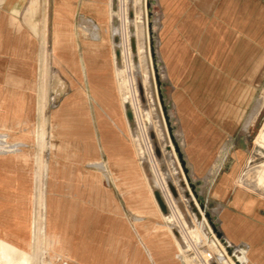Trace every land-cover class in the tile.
<instances>
[{
  "label": "rangeland",
  "instance_id": "1",
  "mask_svg": "<svg viewBox=\"0 0 264 264\" xmlns=\"http://www.w3.org/2000/svg\"><path fill=\"white\" fill-rule=\"evenodd\" d=\"M21 1L22 0H18V5ZM31 1L33 0H26L24 1L25 3L20 5V7L22 6L23 12L21 16L23 19V35L18 41V47L20 49L17 52L15 50H9L6 57H1L2 59L0 58V65L3 71L0 75H6L7 81L14 86H17L18 88L21 86L23 87L22 91H16L18 94H14V97H7L6 99L3 98L2 106L5 109L4 112H7L9 115L10 113L13 115L14 112H16L14 116L16 114L19 116L23 113V119L22 124H20L16 129H13L8 133H0V148H2V146L5 147L2 150L0 149V155H5L7 157L19 155L21 158L20 161H23V158H29L26 169H20V167H18L13 170V172H22L24 178L29 184L32 183L33 187L31 192L33 194V196L31 194V222L29 224L30 228L28 227L27 230L29 234L26 232L28 235L27 239L32 238L31 235H33V233L31 234V232H33L34 228L37 226L36 224L34 225V217L37 213L35 202L36 197L39 194L44 196L48 192H51L50 185L48 186L47 184L46 176L48 175L49 169L52 170L55 168L53 166H49V163L53 160V153H51L46 145L39 141L42 131L45 133L46 140L48 139V135L51 133L49 123L47 122L50 115L58 113L60 108L67 103H69L71 107L82 106L84 103L87 105L85 108L88 109L92 118L95 114H102L104 116L106 112L105 109L102 108L100 102L92 100L89 101L82 93L83 88L86 87V82L83 77H78L74 74V72H72V70H67L64 63L59 62L56 59L51 60L50 58V51L52 48L55 30L52 18V3L54 0H37L36 5L33 4V6L30 7ZM92 1L93 0H79L78 5L72 10L63 7L73 23L72 32L75 35L72 37V40H70V43L66 48H63V46L60 48H63V50L65 49L63 53V55L65 54V59L69 58V60H72L71 56L75 54L77 57L80 55V59L83 62H86L89 60L93 61L90 57H88V55H86V52H91L85 43L91 44L97 48L99 54L104 56H111L112 54H115V66L117 68L122 69L127 66L126 72L128 70V77L130 78L131 76L133 79L134 85L132 86L134 88L133 91L135 92V94L133 92V96H135V106L133 107L130 103H124L122 110L123 116L126 119L125 125L123 128H116L112 126L111 128L115 133V141L116 143H119V146L117 147L120 150H129L135 155L137 146L133 140L137 139L136 143L138 145L142 144V140L146 144V159L141 161V171L144 173L149 184L154 190L153 192L161 213L168 215V210H171L174 214H176V205L179 207L182 217L188 226L192 227V223L199 225L202 233L205 235L208 232L207 222L211 230V226H213L218 232H220V222L218 218L221 220V214L224 208L220 212L222 206H219L217 203L219 200L216 197L221 195L223 190L229 184L233 187V191L237 190L235 194L236 197H241V192H243L249 197L264 203V188L260 185H254L253 183H246L244 180L245 172L257 166H264V88L259 90L258 101L249 107L246 121L248 136L243 152H236L233 149H223L222 151H219L215 155L217 163L206 173L204 177L198 179L193 175L194 172L198 173V170L193 168L192 173L186 164L184 150H186L187 143H185L182 139L172 90L167 82L158 55V32L161 17L159 1L139 0L138 9L140 11L141 19L137 22L135 21L133 0L101 1L109 4L110 9L113 12V16L111 18H105L104 21L99 24L93 22L92 20H86V18H88L86 16L88 15L84 13L82 14L81 12L82 4H84L83 7L92 5L97 7L100 6V4H92ZM124 7L125 11H123ZM89 8L91 7H87V9ZM28 9L33 10V16L29 22H25L24 11ZM44 14L46 15L45 20L43 16ZM20 15L21 14H19V17ZM97 15L102 16L99 10H97ZM84 25L83 41L76 32L78 26ZM94 26L102 29V31L99 33V30H96ZM136 29H141L142 32V35H140L144 46L142 62H140L136 53V39L138 38L135 36ZM145 36L147 37V40L145 39ZM147 49L149 55L146 52ZM129 51H131V53ZM130 70L131 72H129ZM143 72L148 78L145 86L143 85ZM13 90L14 89L8 88L7 91L11 92ZM14 99L18 100V104L10 103V101H13ZM163 107L165 108L169 120L168 126L171 128L173 139L182 154L183 160L185 161L187 168V173L185 174L180 166L178 154L173 142L171 141L168 126L163 114ZM145 113L151 114H149V118H146ZM70 117V119L65 121L64 127L57 126L55 129V132H58L61 136L67 137L70 141H72V145L74 146L68 151H60L57 153V161L59 165L65 168V172H63L61 176L66 180L62 182V180L58 178L55 180L52 188L54 192H61V194L65 197L77 198L80 201L76 208L66 217L67 222L69 223L68 226L71 228L69 233L71 236L70 238L75 240V237H79V234L81 233L80 230L87 228L86 225L95 224L98 231L102 229L101 225L106 223L107 219V217L100 211L94 212L90 210V205H93V195L85 188L82 175L92 173L94 172V169H96L98 171L96 174L100 177L104 190L107 192L110 191L115 196V198L120 202L121 208L124 212H126V208L119 197L117 189L112 185L111 180L102 175V172L106 173V171L101 162L106 161V157L116 147L115 144L113 145L108 141L104 143L101 139H99L98 134H94L92 138L83 136V131L77 127L78 121L74 118V115L72 114ZM109 123L111 124L110 121ZM153 123L157 125L156 128L158 130V134L154 130ZM93 126H95V123ZM182 128L184 129V132L186 131V134L184 133L185 136L188 137L183 117ZM261 130L262 137L260 139V144H257L255 139L260 135ZM123 141L125 143H123ZM83 142L87 143V145L91 143L95 147L98 145V148H101L100 152L96 154L90 153L87 149V145H84ZM185 155H187L186 151ZM208 155L209 157L207 159V163L211 158V153ZM95 158L99 160H96ZM233 164L234 168L232 173L221 178L222 186L218 189V191H215L214 188L221 174L228 172ZM150 166L161 181L159 188L153 187V177L150 171ZM160 174L163 175L165 180L162 178V175L160 176ZM35 175H37V182L34 184L33 181L35 180ZM248 175V180L254 179L256 176L254 172H249ZM238 179L240 181L243 180L241 184L238 183ZM174 181L175 183H172ZM60 185L64 186L60 187ZM259 186L261 189L258 188ZM231 195H233V193H231ZM180 197H182V199ZM40 212L43 216L40 223L44 224V210L42 209ZM260 213L264 215V209L260 210ZM176 217L182 225L179 216L177 215ZM130 218H134V215H131ZM171 227L173 239L179 247L184 248L185 243L182 239V228L184 230V226L181 228L179 225H172ZM46 231L47 227L45 226L40 233L42 238H44ZM215 238V240L218 239L217 242L223 249L224 247L227 248L229 254H227L226 257H230L235 264H240V259H238L240 252L242 250H247L248 244L241 243L237 245L231 241L232 245L228 242L225 243L222 236L220 238ZM187 239H185V241L189 245V251H192L193 246L195 245H203L201 243L195 244V242L191 241L190 238L188 240ZM46 241L47 244L45 245V243H43L40 247L37 246V243L34 242V240L32 241V246L29 251V257L32 260V264H54L52 259L58 261L55 264H59L61 262L59 259L66 262L64 264H72V262L67 261L66 259L68 258L63 257L60 252L51 256L48 251L51 248L50 245L53 241L49 239H46ZM79 242L80 241H77L76 243L73 242L71 247L72 250L75 249L76 259H79L80 257L78 254L81 251V247L79 246L81 242ZM119 246L120 245H117L116 242L107 243L103 241L102 238L97 237L95 240H90L88 243V247L86 248V256L88 257H86L87 260H84L86 264L139 263V259L133 253L132 249L129 250L125 257L120 255L119 251H121L120 249H122V247L120 246V248ZM206 247L207 246H202L201 248L203 250H207L208 248L206 249ZM215 247H217L216 244ZM105 249L110 250V253L108 254V252H105ZM236 250H239L238 254L233 253ZM106 253L108 255H106ZM211 253L215 258L212 264H218L216 260L217 252L215 251L213 253L211 251ZM174 254L177 255L178 253L174 252ZM185 254L189 256L188 258H192L194 264H197L195 259H193L192 253L188 252ZM226 257H224V259ZM105 258H108V260L110 259L109 263H107L108 260H105ZM180 259H182V257L179 256V259H173V261L177 264H182ZM244 263L246 264V261H244Z\"/></svg>",
  "mask_w": 264,
  "mask_h": 264
},
{
  "label": "crops",
  "instance_id": "2",
  "mask_svg": "<svg viewBox=\"0 0 264 264\" xmlns=\"http://www.w3.org/2000/svg\"><path fill=\"white\" fill-rule=\"evenodd\" d=\"M158 1L161 15L158 55L172 90L182 139L186 141V131L184 132L182 128V116L178 114V109L182 110L184 104L185 130L191 143L200 147L202 152L211 153L209 162L203 166V172L198 174L193 173L192 161L195 157L187 158L184 150L188 168L195 177L201 179L217 163L216 153L223 149H233L236 152H243L245 149L249 107L258 101L259 90L264 88V0ZM15 10L17 13L14 12ZM22 13V6L18 10V0H0V58L8 55L7 50L17 52L20 49L18 41L23 35ZM8 43L10 45H7ZM0 73H3L1 65ZM8 88L14 90L8 92ZM22 89V86L18 88L8 82L6 75H0V133L11 132L22 124L23 113L19 116L8 115L2 106L3 98L14 97V94H18L16 91ZM11 103L18 104V100L14 99ZM97 116L98 114H95L92 118L96 134H98L95 122ZM198 139L202 142H198ZM114 141L112 143L117 145L118 142ZM113 151L116 154L115 158H124L123 150H119L117 146ZM20 159L19 155L11 157L0 155V229L11 235L16 233L13 235L17 236L16 238L26 236L25 232L31 222L33 189L32 183H28L22 172H13L18 167L27 168L29 158H23V161ZM234 164L228 172L221 174L219 180L232 173ZM58 178L61 179L62 176ZM61 180L64 182L66 179ZM36 182L37 175L33 183ZM52 187L53 185L50 186L51 192L58 193L54 192ZM232 188L229 184L222 194L216 197L219 200L217 203L222 206L220 212L224 208V231L219 225L222 228L220 232L224 236L225 232L229 234L234 244L248 242L256 251L254 258L262 259L264 258V215L260 210L264 209V203L254 198L251 200L246 193L236 197L237 190L233 191ZM22 192L25 194L23 195ZM68 198L64 196V201L66 202ZM71 211L67 209L61 214L57 235L59 242L71 250L73 242H81H79L81 247L79 255L82 257L80 256L79 259H86L88 243L97 237L107 243L116 242L122 247L119 251L120 255L126 256L131 249V230L126 225V221L117 216L126 215L127 212L122 208L114 214L101 210L100 212L107 217L106 223L101 225L102 229L97 231L95 224L86 225L87 228L80 230L79 237L73 240L70 238L71 228L66 219ZM240 225L242 227H239ZM257 227L261 230H257ZM105 252L110 253V250ZM140 262L141 259L138 264H141Z\"/></svg>",
  "mask_w": 264,
  "mask_h": 264
},
{
  "label": "bare ground",
  "instance_id": "3",
  "mask_svg": "<svg viewBox=\"0 0 264 264\" xmlns=\"http://www.w3.org/2000/svg\"><path fill=\"white\" fill-rule=\"evenodd\" d=\"M24 1H26V0H22L21 1L22 3L20 2V4L18 5V10H19L20 5L25 3ZM36 1L37 0L31 1L30 7H32L33 4L36 5ZM101 1H104V0H93L92 1V4H100V6H98V7L93 6V5L83 7L84 4L81 5L82 6L81 7L82 14L84 13V14L88 15V16H86V17H88V18H86V20L87 19L92 20L93 22L99 24V23H102L105 18H111L113 16V12L110 9L109 4L103 3ZM133 1H134V9H135V21L137 22L141 19L140 18L141 17L140 11L138 9V1L139 0H133ZM78 2H79V0H54L53 1V3H52L53 17L52 18H53V22H54L53 24H54L55 30H54L52 48L50 51L51 52L50 58H51V60L56 59L57 61L64 63V66H66L67 70H72V72H74V74L76 76H78V77L81 76L85 79L86 87L83 88L82 93L85 95L87 100L100 102V104L102 105V108H104L105 111L107 112L106 115L103 116V115L98 114V116L95 118L97 132L99 134V139H101L104 143H106V141L112 143L114 141V138H115V133L112 131L111 126L116 127V128H123V126L125 125L126 119L123 116V110H122L123 104L124 103H130L133 107L135 106V98H134L135 96H133V92H134L133 89L134 88L132 86V85H134L133 79L131 78V76H130L131 79L128 77V73H127L128 70L126 72L127 66L123 67L122 69H119L115 66V63H116V55L115 54H112L111 56H108V55L104 56L102 54H99V51L97 50V48L91 44L85 43L91 52V53L86 52V55H88V57H90L91 60H93V61L89 60V61L83 62L80 59V55L77 57V56H75V54L71 56L72 60H69V58H67V59L64 58L65 54L63 55V53H64L65 49L63 50V48L64 47L66 48L69 45L70 40H72V37H74L75 34H73V32H72L73 23L70 20L69 15L65 12L63 7H66L69 10H72L74 7H76L78 5ZM87 7H91L92 9L91 8L87 9ZM97 10H99L101 12L102 16L97 15ZM261 10H262V8H261ZM123 11H125V7H124ZM14 12L17 13L16 10ZM32 16H33V10L32 9H28V10L24 11V21L25 22H29L32 19ZM43 16H44V20H45L46 15L44 14ZM15 21H16V19H15ZM77 28H78L77 32L76 31L75 32L84 41V39H83V28H85V25L84 26H78ZM94 28L96 30L98 29L99 33H100V31H102V29H100L98 27L96 28L94 26ZM140 35H142L141 29L140 30L136 29L135 30V36H136V38L138 37L136 39V53L138 55L140 62H142V58H143L142 53L144 52V46L142 43V37ZM145 39L147 40L146 36H145ZM7 45H10V44L8 43ZM61 46H63L62 49L60 48ZM129 52L131 53V51H129ZM146 52L149 55L148 49L146 50ZM7 53H8V50H7ZM129 67H130V65H129ZM129 72H131V70ZM147 81H148V78H147L146 74H144V72H143V85L144 86L147 84ZM134 94H135V92H134ZM260 94H262V93H260ZM83 102H81V103H83ZM10 103H11V101H10ZM8 105H10V104H8ZM86 106L87 105H85L84 103L82 106H78V107H71L69 103L62 106L60 108V111L58 113L51 114L48 121H47L49 123L50 130H51V133L48 135V139L46 140L45 133L43 131L40 134L39 141L42 144L46 145V147L51 151V153H53V157H52L53 160L49 163V166H53L55 168L52 170L49 169L48 175L46 176L48 186L53 185L55 179L58 178L59 176H61V174L63 172H65V168L63 166L61 167V165H59V163L57 161V153L60 151H63V152L68 151L69 149H72L74 147L72 145V141H70L67 137L61 136L58 132H55L56 127L57 126H63L64 127L65 121L67 119H70L71 118L70 115L73 114L74 118L78 121L77 127L83 131L82 132L83 136H85L87 138L88 137L92 138L94 136V134L96 135L95 127L93 126L92 116H90L88 109L85 108ZM183 106H184V104H183ZM183 106H182V110L178 109V113L182 117H183V110H184ZM14 107H15V105H14ZM9 108H7V109H9ZM17 108H19V107H17ZM147 112H149V111H147ZM15 113L16 112H14V114ZM14 114H13V116H14ZM145 114H146V118H149V116L151 115L150 113H145ZM10 115H11V113H10ZM187 115H188V113H187ZM184 119H185V117L183 118V120ZM109 121L111 122V124L109 123ZM150 121H152V120H150ZM153 122H155V121H153ZM156 126L157 125L154 124V130L158 134V130H157ZM193 133H194V131H193ZM77 134H79V133H77ZM77 134H74V135H77ZM195 137H196V135H195ZM261 137H262V130L260 132V135L255 139L257 144H260ZM95 138H96V136H95ZM204 138H205V136H204ZM210 139L211 138L209 137V140ZM131 140H132V138H131ZM206 140H208V139H206ZM136 141H137V139L133 140V142L137 146L135 155L133 153H131L129 150H126V151L124 150L123 151L124 152V158H121V159L115 158L116 154L112 150L110 153L108 152L109 155L107 153L108 156L106 157L107 158L106 161L101 162V164L103 165V167L106 171V173L104 172L105 174L102 172V175L104 177H108L111 180L112 185L115 186V188L117 189L119 197L122 200V203L124 204V206L126 208L125 210H126L127 214L123 215V216H117V217L120 218L121 220H125L127 223L126 225L131 230V237H130L131 238V241H130L131 249L133 250V253L138 257V259L142 260V262H140V263L143 264V262H144V264L145 263L146 264H177L175 261H173V259L177 260V259H179V256H180V257H182V259H180L182 264H194L192 258H188L189 256L185 254V253L190 252L189 251V249H190L189 245L185 241V239L190 238V240L194 241L195 244H197V243L203 244V245H199L200 247L201 246H207L206 249L207 248L208 249L206 251H208V252L212 251L213 253L216 251L217 252L216 260H217L218 264H235V262L232 261L230 259V257H226L227 254H229V252L227 251V248H225L223 246L224 247V249H223L221 247V245L218 244V242H217L218 239L215 240L216 238H214V240L210 241V239L206 237V234L204 235L202 233L201 227L199 225H196L195 223H192V227L188 226V224L184 221V218L182 217V213H181L178 206L175 205L176 212H177L176 214H174L171 210H168L169 211L168 215L161 213V211L158 207L157 201H156L155 194L153 192L154 190L152 189V186L149 184L148 179L146 178L144 173L141 171L142 167L140 164L142 163L141 162L142 160L146 159L145 155L147 153V146L143 140H142V144H140V145H138L136 143ZM85 142H83V144L87 145V143H85ZM191 142L192 141L189 139V136L186 137V141H185V143H187V147L185 150L186 154H187L186 156H187V158L195 157L194 160L192 161L193 168H196L198 170V173H202L203 172V166H205V164H207V159L209 157L208 154H210V153L209 152L208 153L202 152L200 150V147L194 146ZM198 142H202V140L199 141V139H198ZM123 143H125V142L123 141ZM115 146H119V143H117V145H115ZM3 148H5V147L2 146V148H0V149L2 150ZM87 149H89L90 153L92 152V153L96 154V153L100 152L101 148H98V145H97V147H95L94 145H92L90 143L87 145ZM1 152H3V151H1ZM99 156H97V157H99ZM86 159H87V157H86ZM96 160H99V159H96ZM94 162H96V161H94ZM150 171H151L152 177H153V187L159 188L161 181L158 178V176H156V174L153 171L151 166H150ZM172 172H170V173H172ZM249 172H254L256 174L254 179L248 180L249 179V175H248ZM46 173H47V171H46ZM96 173H98V171L96 169H94V172L86 173V174L82 175V180L84 182L85 188L88 190V192H90V194L93 195V201H92L93 205H90V210H99V211L102 210L104 212H107L108 214H114L118 209H121V204L110 191L107 192L106 190H104V188L102 186V181H101L100 177L97 176ZM80 174H81V171H80ZM161 175L162 174H160V176ZM162 178H163V175H162ZM221 180L222 179H220L218 181V183L216 184V186L214 188L215 191H218V189H220V187L222 186ZM244 180L246 181V183H253L254 185H260L262 188H264V166H257L255 168H252L251 170L245 172ZM242 181L243 180L240 181L238 179V183L241 184ZM172 183H175V181ZM164 184H165V182H164ZM64 185H60V187L64 186ZM260 186L258 188H260ZM50 191H51V189H50ZM242 193L243 192H241V195H242ZM24 194L25 193H23V195ZM32 196H33V194H32ZM13 198H14V196H13ZM180 198L182 199V197H180ZM251 200H252V198H251ZM35 202H36V207H37L36 208L37 213H36V216L34 217V225L36 224L37 226H36V228H34V231L31 232V234L33 233V235H31L33 239L32 238L27 239V236H28L27 234L23 238H16L17 236H13L16 233L11 235V234H9L5 231H2L0 229V264H32V260L29 257V251H30V247L32 246V241L34 240V242L37 243V246L40 247V245L43 243H45V245L47 244L46 239L53 241L50 245L51 248L48 251L49 254H51V256H53L54 254H58V252H60V253H62L63 257L68 258L66 260L71 261L72 264H86L85 260H87V259H85V260L84 259H76V252L74 250L69 249V247L64 246L61 242H59V238L57 235V231H58L60 224H61L60 216L63 213V211L67 210V209H71V210L75 209L80 201L77 198L69 197L68 200L65 202L64 201V195H62L61 193L58 192V193L54 194L52 192H48L44 196H41V194H39L36 197ZM42 209L44 210V213H45V217H44L45 223L44 224L40 223L41 219L43 218V216L40 212ZM2 211H3V209H2ZM223 213L224 212H222V214H221V220H220V218H218V220L220 222V227H222L223 231H224ZM64 214H65V212H64ZM131 215H134V218H130ZM177 215L181 219L182 225L178 221V219L176 217ZM14 216H15V214H14ZM231 216H232V214H231ZM7 219H9V218H7ZM242 223H244V222H242ZM244 224H247V223H244ZM251 224H253V223H251ZM172 225L173 226L179 225L181 228L184 226V230L182 228V233H183L182 239H183V242L185 243L184 248L179 247V245L173 239L172 227H171ZM45 226L47 227V231L45 232L44 238H42L40 233H41V230L43 229V227H45ZM239 227H242V226L240 225ZM19 228H21V227H19ZM207 228H208V232H210L211 228H209L208 222H207ZM256 229L261 230V229H258V227ZM110 230L112 231V229H110ZM119 232H120V230H119ZM221 232H222V229H221ZM245 233H247V230ZM245 233L244 234L242 233V235H245ZM17 235H18V233H17ZM221 235H222V238H224V241L232 244L230 242V241H232V239L230 238L229 234H227L225 232V236L230 241L224 236L223 233ZM124 236L125 235H123V237ZM252 242H254V241H252ZM256 242H257V239H256ZM92 244H93V242H92ZM215 244L217 247H215ZM246 244H248V249L245 251L242 250L240 252V256L238 257V259H240L239 260L240 264H245L244 261H246V264H264V258L255 259L254 258V253L256 252L255 249H252L248 242ZM197 246L198 245H195L193 247L195 248ZM91 249H93V248H91ZM86 251H87V249H86ZM174 252H177L178 254L176 255V254H174ZM123 253H124V250H123ZM233 253L238 254L239 250H236ZM108 254L106 253V255H108ZM224 257H226V258L224 259ZM213 258H214V255H213ZM52 260H53L54 264L56 262H58L55 259H52ZM105 260H108V258L107 259L105 258ZM59 261H61L59 264L66 263V262H63L62 259H59ZM109 261H110V259L108 260L107 263H109ZM135 262H136V259H135Z\"/></svg>",
  "mask_w": 264,
  "mask_h": 264
},
{
  "label": "built area",
  "instance_id": "4",
  "mask_svg": "<svg viewBox=\"0 0 264 264\" xmlns=\"http://www.w3.org/2000/svg\"><path fill=\"white\" fill-rule=\"evenodd\" d=\"M211 231L206 233V237L209 238L210 241L214 240V238L216 237V234L212 231L214 233L213 234ZM224 242L227 243L226 241ZM201 247H193V250L190 251V253L193 254V259H195V262H197L198 264H212L214 259L213 254L211 252L203 250Z\"/></svg>",
  "mask_w": 264,
  "mask_h": 264
},
{
  "label": "water",
  "instance_id": "5",
  "mask_svg": "<svg viewBox=\"0 0 264 264\" xmlns=\"http://www.w3.org/2000/svg\"><path fill=\"white\" fill-rule=\"evenodd\" d=\"M157 84L159 85V83L157 82ZM161 97V96H160ZM163 114H164V117H165V120H166V123H167V126L169 125V120H168V117H167V114H166V111H165V108L163 107ZM168 130H169V134H170V137H171V141L173 142V145L176 149V152L178 154V159H179V163H180V166L185 173H187V168H186V165H185V161L183 160V157H182V154L181 152L179 151V149L177 148L176 146V143L173 139V135H172V131H171V128L168 126ZM212 227V230L213 232L216 234V237L220 238L222 235L220 232H218L215 227L211 226Z\"/></svg>",
  "mask_w": 264,
  "mask_h": 264
}]
</instances>
